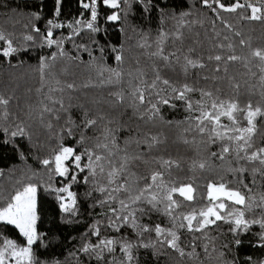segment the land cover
<instances>
[{
    "label": "trees",
    "instance_id": "1",
    "mask_svg": "<svg viewBox=\"0 0 264 264\" xmlns=\"http://www.w3.org/2000/svg\"><path fill=\"white\" fill-rule=\"evenodd\" d=\"M221 2L229 6L237 0ZM239 3L264 6V0ZM96 7L98 31L93 32L85 27L91 12L81 0H0L5 37L0 40V97L8 101L0 104V205L21 187L36 184L41 235L33 245L36 264H264V164L247 159L264 148V118L255 121L251 147L239 152L236 146L243 142L227 138L237 133L197 119L203 111L215 112L214 102L245 110L234 113L236 125L221 117V125L229 128L248 126L249 104L264 111V61L252 55L264 50V19H248L247 7L227 12L203 0H120L115 9L97 0ZM113 13L119 20L107 19ZM49 39L56 43L49 45ZM9 41L15 51L4 56ZM61 145L77 154L88 150L93 159L100 155L104 171L97 167L92 176L68 161V177L57 175L54 164L42 161L51 160ZM87 163L85 155L81 164ZM113 168L119 172L109 183ZM69 183L76 194L74 215L61 211L53 191ZM210 183L238 189L245 204L224 201L226 209L219 210L224 219L189 231L183 217L195 211L199 221L198 213L211 202ZM189 184L193 199L173 193L177 206L169 208L167 189ZM120 185L127 191H113ZM145 189L144 197L131 204L130 197ZM152 195L155 207L148 203ZM121 200L130 208L121 211ZM133 210L135 226L131 217L127 223L116 219ZM230 211H243L248 226L238 228ZM157 225L165 229L160 236ZM168 230L179 237L183 256L169 247ZM0 234V240L23 243L13 226L0 224ZM107 239L115 241L112 251H83L86 244ZM128 244L131 260L123 250Z\"/></svg>",
    "mask_w": 264,
    "mask_h": 264
},
{
    "label": "snow or ice",
    "instance_id": "2",
    "mask_svg": "<svg viewBox=\"0 0 264 264\" xmlns=\"http://www.w3.org/2000/svg\"><path fill=\"white\" fill-rule=\"evenodd\" d=\"M103 4L106 5L109 8H118L120 6V0H102ZM82 7L85 9H90L91 12V19L86 22L85 27L93 32L98 31V29L94 26V22L97 20V0H90V3L84 2V0H81ZM203 3L207 7H213V4L218 5V7L224 11L227 12H235L238 8H250L251 9V15L247 18L250 20H262L264 19V6L257 7L253 4H241L239 3V0L237 2L226 6L224 3L221 2V0H212V3L209 2V0H203ZM215 10V9H213ZM119 15L117 13H113L112 15H109L107 19L109 21H117L119 20ZM81 21L77 20L76 24L79 25ZM49 24L52 25V27L59 28L62 25L60 24H52V21H49ZM69 27H72L69 25ZM76 34H78V29H73ZM48 37L50 38L52 36V31H48ZM5 37L3 34H0V40H3ZM28 39H31V36L28 37ZM49 45L56 43L55 41L49 39L48 40ZM243 43V41H241ZM15 49L11 47V42L9 41V47L4 49L3 55L9 56L11 53H13ZM63 54V53H62ZM253 56L258 57L261 61H264V50H256L252 53ZM117 60H120L121 57L117 56ZM216 60H220V56L215 57ZM230 60H236L239 59L236 56H230ZM189 64H192L191 61H189ZM195 66V65H193ZM264 71V69H262ZM118 75V74H117ZM159 78V77H157ZM164 84H168V81H163ZM155 84H153V87ZM69 87H72V85H69ZM191 89H188L185 86V91H190ZM173 91H176L173 89ZM205 95H211L210 93H206ZM179 99L184 98V92L179 93ZM139 99L141 103L144 102V96L143 94H140ZM8 101L0 97V104H7ZM162 103L167 104L168 100H163ZM152 107L158 112L159 109L156 107V105H152ZM189 108H191V104L188 105ZM212 109L216 110L215 112H209V111H203L201 113V116L197 119L200 121V123H203L204 120H208L209 122L213 123L216 127H223L226 129L227 132H235L237 135L234 136H228L227 138L229 140L234 141H242L243 143H238L236 146L237 152L244 151L246 148L251 147V140L252 136L256 131V119L257 117L264 118V111L260 107H255L251 104L247 105L246 115L244 116V119L247 121V127H232L229 128L228 126L221 125L220 119L222 116L227 117L229 121L232 122L233 125L237 124V118L234 115V113L239 111H245L244 109H240L236 103H228L227 106H225L224 102H220L219 104L213 103ZM89 124H94L95 121H88ZM200 131L203 132L204 129L200 128ZM213 132H215L216 136L220 137L221 139L224 138V134L221 132L216 131V128H213ZM17 132H12V136H16ZM19 134H23V129H19ZM71 132L69 131V135ZM105 147H107L105 145ZM223 151L225 153L229 152V148L226 146L224 147ZM87 156L88 163L83 165L81 164L82 159L84 156ZM264 156V148H260L258 151L253 152L251 155L247 156V159L249 160H260L261 164H264V158H261ZM102 160V157L100 155H95V159H93V153L88 152V150H85L84 153L77 154V150L70 146H64L61 145L59 150L54 154L53 158L51 160L45 159L42 161V163L47 166L49 164H54V171L57 175L62 177H68L70 172V165L67 163L68 161H71L72 164L75 166L76 169H78L80 172H84L85 168H87L92 176L96 175V168L99 167L100 171L103 172V166L99 165L98 162ZM165 163H168L165 161ZM201 168L204 167L203 164L200 165ZM123 168V165H121V169ZM243 171V170H241ZM119 170L113 168L111 171L108 172L109 177V183H113V178L118 175ZM159 173L153 175L151 177V180L153 183H155L159 177ZM77 176L72 175L71 181L76 182ZM88 178L84 177V182L87 183ZM162 185H157V187H160ZM151 185L148 186L150 188ZM245 187H247L245 185ZM71 183L66 184L64 187L53 189V191L57 192V200L60 202L59 206L62 212L65 213H74V209L76 207V194L70 190ZM127 191V188H125V185H120L119 187L113 189L115 192H119L121 190ZM37 186L36 184L29 183L25 185L21 190H17L14 195L11 196L10 200L3 205H0V224L3 225H10L14 226L15 229L18 230L19 235L24 238V243H19L16 240L9 239L7 237H3L2 240H0V264H36L35 256H34V250L33 245L36 244V242L41 239L40 233L37 231V221L39 220V215L37 211ZM99 191L104 192L106 189L100 188ZM148 191V189H145L141 191L138 195L131 196L130 197V203L136 204L141 200L142 197H144V192ZM193 188L189 185H182L180 187H171L167 189L166 199L170 202L168 207L172 208L174 206H177V201L173 199V193H178L181 197H183L185 200L191 201L193 199ZM59 193H64L66 195H59ZM207 197L211 202L215 201H221L219 204L213 203L212 206L207 207L206 209L200 210L198 213L200 219L197 221V213L193 211L192 213H189L188 215H185L183 219L187 221L186 227L189 231H201L204 227H206L209 224L215 223V220H221L224 219V217L221 216L219 210L226 209L227 205L223 202L224 200L231 201L232 203L236 205H244L246 201L245 195L241 193L238 189H232L227 187L224 183L220 184H209L207 186ZM109 198L111 199V195H109ZM157 197L155 195H152L151 199L148 200V203L152 204L153 207H155V204L153 203ZM106 202V201H104ZM121 205V211L127 210L130 208V204L125 203L123 200L120 201ZM113 212H116V209H112ZM170 214V213H169ZM235 215L234 223L239 228L241 226L247 227L248 221L244 219V212L243 211H236L228 212V216ZM131 217L133 226H135V210L129 211L127 215L125 216H117V220H123L124 223H127L129 221V218ZM211 217H214L215 220L211 219ZM193 221H197L199 224V227L193 228ZM115 224V221H113V225ZM180 227H185L184 224H181ZM145 231L148 229L145 228ZM117 231H119V228H117ZM155 232L157 236L162 235L165 232V229H162L159 225L155 227ZM94 235H99V229L94 228L93 231ZM168 237L170 239L167 240V243L169 247L174 248L180 252V254L183 256L184 252L182 249L179 248V245L177 241L179 240V237L177 236L176 232L168 230L167 231ZM2 236V234H0ZM115 243L114 240L107 239V240H100L98 244L91 245L86 244L83 248L84 252H90L95 251L97 249L102 248H108L109 251H112L113 249L110 247ZM131 248V245H125L123 250L128 255V259L131 260L132 256L129 251Z\"/></svg>",
    "mask_w": 264,
    "mask_h": 264
},
{
    "label": "rangeland",
    "instance_id": "3",
    "mask_svg": "<svg viewBox=\"0 0 264 264\" xmlns=\"http://www.w3.org/2000/svg\"><path fill=\"white\" fill-rule=\"evenodd\" d=\"M8 48V47H7ZM4 51V50H3ZM65 186V185H64ZM64 186H62V187H64ZM24 187V186H23ZM23 187H21L19 190H21ZM61 188V187H60ZM15 193V192H14ZM14 193H13V195H14ZM167 194V193H166ZM57 195H58V193H57ZM59 195H66V194H64V193H59ZM224 201H227V200H224ZM223 201V202H224ZM221 201H215V202H210V204L208 205V207L209 206H212V204L213 203H215V204H219ZM218 211H219V209H218ZM211 219H214V217H211ZM14 227V226H13ZM17 230V229H16ZM17 232H18V230H17ZM19 233V232H18ZM22 237V236H21ZM22 239H23V243H24V238L22 237Z\"/></svg>",
    "mask_w": 264,
    "mask_h": 264
}]
</instances>
